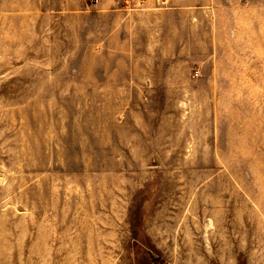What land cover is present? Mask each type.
<instances>
[{
    "label": "rangeland",
    "instance_id": "1",
    "mask_svg": "<svg viewBox=\"0 0 264 264\" xmlns=\"http://www.w3.org/2000/svg\"><path fill=\"white\" fill-rule=\"evenodd\" d=\"M22 1L0 6V264H264V0L219 16L177 103L133 85L152 63L111 64L89 0Z\"/></svg>",
    "mask_w": 264,
    "mask_h": 264
},
{
    "label": "crops",
    "instance_id": "2",
    "mask_svg": "<svg viewBox=\"0 0 264 264\" xmlns=\"http://www.w3.org/2000/svg\"><path fill=\"white\" fill-rule=\"evenodd\" d=\"M35 1L37 7L48 4ZM241 1L89 0L96 7L94 13H105V25L110 23L111 30L115 22L119 23L117 38L120 53L116 48L111 49V64L130 66L152 63L155 66V81L133 85L155 86V102L167 103L184 102L188 87L208 83L202 76L207 68L214 65L216 24L222 20L219 16L230 13ZM26 4L22 0H7L0 6L12 8ZM54 4L63 9L73 3L72 0H54ZM83 4L84 0L74 3L76 8H81ZM115 33L116 30H112L109 36L114 38ZM107 56L105 53L106 59ZM195 70L199 72L196 77L193 76Z\"/></svg>",
    "mask_w": 264,
    "mask_h": 264
},
{
    "label": "built area",
    "instance_id": "3",
    "mask_svg": "<svg viewBox=\"0 0 264 264\" xmlns=\"http://www.w3.org/2000/svg\"><path fill=\"white\" fill-rule=\"evenodd\" d=\"M96 1H97V0H92V2H96ZM198 73H199V72H198L197 70L193 71V76L196 77V76L198 75Z\"/></svg>",
    "mask_w": 264,
    "mask_h": 264
}]
</instances>
